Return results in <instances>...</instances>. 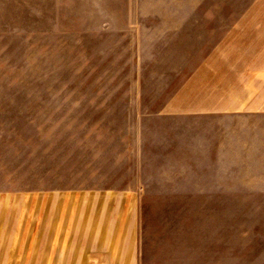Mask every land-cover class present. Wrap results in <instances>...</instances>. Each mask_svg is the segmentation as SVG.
<instances>
[{"label":"crops","instance_id":"1","mask_svg":"<svg viewBox=\"0 0 264 264\" xmlns=\"http://www.w3.org/2000/svg\"><path fill=\"white\" fill-rule=\"evenodd\" d=\"M95 1L79 33L172 52L177 82L140 120L141 182L0 186V264H138L147 178L181 201L264 202V0ZM70 25V0H0V44L67 43ZM151 145L165 163L146 176Z\"/></svg>","mask_w":264,"mask_h":264},{"label":"rangeland","instance_id":"2","mask_svg":"<svg viewBox=\"0 0 264 264\" xmlns=\"http://www.w3.org/2000/svg\"><path fill=\"white\" fill-rule=\"evenodd\" d=\"M95 2L70 0L67 43L0 44V186L141 182V116L171 93L173 59L166 44L79 33ZM154 146L146 176L165 163ZM146 184L134 204L138 264H264V202L181 201L158 193L166 180Z\"/></svg>","mask_w":264,"mask_h":264}]
</instances>
